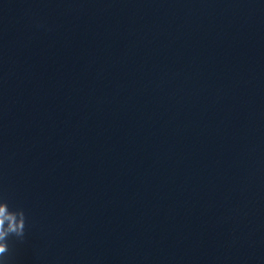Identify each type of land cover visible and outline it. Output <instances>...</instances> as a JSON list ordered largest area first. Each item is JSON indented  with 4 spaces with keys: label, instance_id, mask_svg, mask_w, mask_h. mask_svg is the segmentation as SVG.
<instances>
[{
    "label": "water",
    "instance_id": "95a60500",
    "mask_svg": "<svg viewBox=\"0 0 264 264\" xmlns=\"http://www.w3.org/2000/svg\"><path fill=\"white\" fill-rule=\"evenodd\" d=\"M10 264H264V0H0Z\"/></svg>",
    "mask_w": 264,
    "mask_h": 264
},
{
    "label": "clouds",
    "instance_id": "9594fccd",
    "mask_svg": "<svg viewBox=\"0 0 264 264\" xmlns=\"http://www.w3.org/2000/svg\"><path fill=\"white\" fill-rule=\"evenodd\" d=\"M27 229V217L22 207L14 206L0 191V264H10V242L23 240Z\"/></svg>",
    "mask_w": 264,
    "mask_h": 264
}]
</instances>
